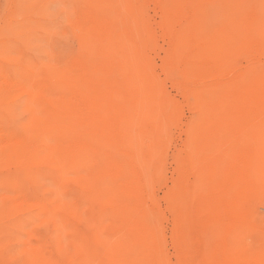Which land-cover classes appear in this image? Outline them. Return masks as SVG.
Instances as JSON below:
<instances>
[{
    "label": "rangeland",
    "instance_id": "obj_1",
    "mask_svg": "<svg viewBox=\"0 0 264 264\" xmlns=\"http://www.w3.org/2000/svg\"><path fill=\"white\" fill-rule=\"evenodd\" d=\"M0 129V264H264V0H0Z\"/></svg>",
    "mask_w": 264,
    "mask_h": 264
},
{
    "label": "bare ground",
    "instance_id": "obj_2",
    "mask_svg": "<svg viewBox=\"0 0 264 264\" xmlns=\"http://www.w3.org/2000/svg\"><path fill=\"white\" fill-rule=\"evenodd\" d=\"M250 26H251V25H250ZM251 31H252V30H251ZM254 34H255V33H254ZM166 35H167V34H166ZM255 35H256V34H255ZM258 35H259V34H258ZM260 37H261V36H260ZM169 39H170V38H169ZM170 41H171V40H170ZM258 41H259V40H258ZM212 45H213V44H212ZM257 45H258V44H257ZM257 45H256V46H257ZM259 45H260V44H259ZM254 46H255V44H254ZM256 46H255V47H256ZM258 48H259V46H258ZM248 49H250V48H248ZM252 49H253V48H252ZM173 50H174V49H173ZM255 50H256V49H255ZM248 51H249V50H248ZM252 52H253V51H250V53H252ZM174 55H175V54H174ZM254 55H255V54H254ZM175 58H176V56H175ZM249 59H250V58H249ZM177 60H178V59H177ZM177 60H176V61H177ZM174 61H175V60H174ZM255 68H256V67H255ZM245 75H246V74H245ZM7 79L9 80L10 77L7 78ZM8 80H5V82L7 83ZM11 82H12V80H11ZM13 82H14V81H13ZM257 82H258V81H257ZM7 84H8V83H7ZM10 84H11V83H10ZM8 85H9V84H8ZM237 88H238V87H237ZM250 90H251V89H250ZM206 94H207V93H206ZM0 130H1V129H0ZM7 136H8V135H7ZM27 136H28V135H27ZM27 136H26V137H27ZM12 137H13V136H12ZM28 137H29V136H28ZM1 138H2V137H1ZM17 138H18V137H17ZM17 138H15V136H14V139H15V140H18ZM2 139H3V138H2ZM4 139H5V137H4ZM14 139H13V140H14ZM21 139L23 140V138H21ZM9 140H10V139H9ZM13 140H12V141H13ZM19 140H20V139H19ZM28 140H29V139L26 140L27 143H28ZM24 141H25V140H24ZM29 141H30V140H29ZM31 141H32V140H31ZM14 142H15V141H14ZM14 142H13V143H14ZM17 142H19V141H17ZM20 142H21V143H19V144H23L22 141H20ZM13 143H12V144H13ZM58 143H59V142H58ZM12 144H9V145H12ZM17 144H18V143H17ZM19 144H18V145H19ZM5 145H6V144H5ZM74 146H76V145H74ZM22 147H23V145H22ZM19 148H20V147H19ZM250 163H251V160H250ZM236 170H237V169H236ZM247 173H248V172H247ZM141 174H142V172H141ZM241 175H242V174H241ZM141 176H142V175H141ZM243 176H244V174H243ZM139 178H140V177H139ZM243 178H244V177H243ZM246 178H247V177H246ZM141 179H142V177H141ZM246 180H247V179H246ZM180 182H181V181H180ZM126 185H128V184L126 183ZM18 188H19V187H18ZM170 191H171V190H170ZM18 197H19V195H18ZM26 197H27V196H26ZM30 198H31V197H30ZM26 199H27V198H26ZM31 199H32V198H31ZM32 200H33V199H32ZM14 201H15V200H14ZM21 201H22V199H21ZM23 201H24V200H23ZM23 201H22V203H23ZM33 201H34V200H33ZM39 201H40V200H39ZM41 201H42V200H41ZM34 202H35V201H34ZM222 203H223V202H222ZM222 203H221V204H222ZM224 203H226V202H224ZM19 204H21V203H19ZM23 204H24V203H23ZM23 204H21V205H23ZM238 207H239V206H238ZM236 208H237V207H236ZM6 211H7V209H6ZM220 213H221V212H220ZM223 215H224V214H223ZM225 215H226V214H225ZM241 215H242V214H241ZM227 218H228V217H227ZM225 219H226V218H225ZM229 219H230V218H229ZM142 222H143V221H142ZM228 223H229V222H228ZM146 228H147V227H146ZM140 231H143V230L140 229ZM178 232H179V231H178ZM184 233H185V232H184ZM172 234H173V232H172ZM184 235H185V234H184ZM173 236H175V233H174ZM183 237H184V236H183ZM175 238H176V237H175ZM175 238H174V240H176ZM186 239H187V238H186ZM184 240H185V239H184ZM48 241H49V240H48ZM176 242L178 243V242H180V241H176ZM185 242H186V241H185ZM188 244H189V243H188ZM52 245H53V244H52ZM31 246H32V245H31ZM49 246H50V245H49ZM49 246H48V247H49ZM90 246H91V243H90ZM38 247H39V246H38ZM224 248H225V247H224ZM175 249H176V247H175ZM53 250H54V249H53ZM176 250H178V249H176ZM224 250H225V249H224ZM98 251H99V249H97V252H98ZM179 251H180V250H178V252H179ZM175 252H176V251H175ZM178 252H176V253L178 254ZM180 252H181V251H180ZM180 252H179V253H180ZM182 252H183V251H182ZM40 253H41V251H40ZM182 254H184V253H182ZM217 255H218V254H217ZM219 255H220V254H219ZM99 256H100V255H99ZM178 256H181V255H178ZM182 256H184V255H182ZM223 256H224V255H223ZM188 257H189V256H188ZM188 257H187V258H188ZM46 259H47V258H46ZM48 259H49V258H48ZM48 259H47V260H48ZM221 259H222V258H221ZM179 260H180V259H179ZM188 260H189V259H188ZM54 261H55V260H54ZM181 261H184V260H181ZM58 262H59V261H58ZM156 263H157V262H156ZM156 263H155V264H156ZM49 264H50V263H49ZM194 264H195V263H194Z\"/></svg>",
    "mask_w": 264,
    "mask_h": 264
},
{
    "label": "snow or ice",
    "instance_id": "obj_3",
    "mask_svg": "<svg viewBox=\"0 0 264 264\" xmlns=\"http://www.w3.org/2000/svg\"><path fill=\"white\" fill-rule=\"evenodd\" d=\"M16 40H17L18 42H22V41H23V36H22V35H18V36L16 37Z\"/></svg>",
    "mask_w": 264,
    "mask_h": 264
}]
</instances>
